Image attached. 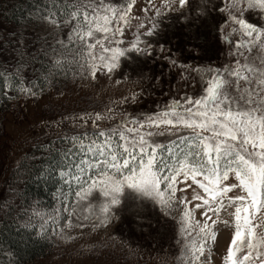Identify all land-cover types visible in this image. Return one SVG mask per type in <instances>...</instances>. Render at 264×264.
<instances>
[{"label": "snow or ice", "instance_id": "obj_1", "mask_svg": "<svg viewBox=\"0 0 264 264\" xmlns=\"http://www.w3.org/2000/svg\"><path fill=\"white\" fill-rule=\"evenodd\" d=\"M134 3L54 0L46 10L41 9L39 19L57 30L52 42H46L42 49L50 59L51 71L71 68L73 75L92 79L98 73L111 78L121 71L124 78L129 74L123 71L125 64L131 67L140 59L152 60L157 55L170 67L176 66L174 53L166 47L171 39L165 38L167 26L173 22L181 28L211 22L219 38L229 44V36L238 34L235 54L228 53L233 66L181 63L182 69H191L185 87L189 83L199 86L195 95L157 103L150 112H128L156 90L153 80L159 79L138 73L148 86L111 101L103 114L64 117L80 119L83 125L92 120L90 132L56 135L48 145H41L69 161L52 169L69 187V193L58 189L68 213L66 226H71L73 212L81 203L86 205L85 213L92 216L93 227L118 220L117 213L126 207L147 204L153 220L178 229L183 264H210L208 242L216 240L215 229L221 225L233 229L223 264H264V0H198L195 6L192 0H160L159 7L147 0L141 11L153 15L143 21L130 15ZM251 18L257 22H250ZM133 19L137 33L124 46L117 38L123 36L126 26H133ZM226 28L229 36L224 35ZM64 29L67 36L60 38ZM16 46V63L10 72L5 69L6 74H0L5 82L19 78L26 67L19 41ZM199 48L194 45L188 52L198 57ZM241 49L249 53L257 49L261 54L258 65ZM19 92L36 95L31 88L20 87ZM105 121L112 123L100 127L98 122ZM161 137L167 143H162ZM56 140L71 147L56 148ZM73 193L69 211L68 200ZM94 201L99 203L94 205ZM194 210L203 221L194 217ZM222 212L228 217L223 221L219 219ZM59 215L58 210L53 214L33 212L17 223L25 230L35 229L39 217L42 222L35 235L43 237L45 223L55 224ZM88 219L89 215L83 217ZM137 222L155 226L152 220H141L140 214ZM79 226L85 227L83 221Z\"/></svg>", "mask_w": 264, "mask_h": 264}, {"label": "trees", "instance_id": "obj_2", "mask_svg": "<svg viewBox=\"0 0 264 264\" xmlns=\"http://www.w3.org/2000/svg\"><path fill=\"white\" fill-rule=\"evenodd\" d=\"M53 2L54 0H0V74H6L4 73L5 69L10 72L16 63L17 41L20 42L19 51L24 54L27 62L19 78L9 79L7 82L0 78V135L3 134L4 114L9 111L17 112L19 111L17 108L21 104L36 101L45 96L52 95L56 99H61L59 101L61 110L73 111L81 106L83 109L92 107L91 102L83 103L84 98L91 97L90 92L84 86L82 87L88 76L86 78L75 76L71 68H66L65 72L51 71L50 59L45 58L42 54L46 42H52L57 30L51 25L50 28H46L47 23L39 19L40 10H46V6ZM58 2L62 3V0H58ZM105 2H109V0H105ZM111 2H120V0H111ZM246 18L248 17L246 16ZM250 22L256 23L257 21L255 18H251ZM173 24L176 27L175 34L169 33L171 39L169 48L172 53H179L181 62L182 60L191 63L203 61L201 57H193L188 52V49L194 45H199L202 56L206 45L209 42H214L211 37H208L207 40V36L203 39L200 36L198 40L195 39L198 30L200 32L202 29L199 22L183 28L178 22H173L167 26V30L171 27L174 28ZM216 33V40H225L220 39V34ZM66 36L67 29L60 31V38H66ZM227 42L225 40L226 44ZM180 46L184 47L180 48V52H178ZM158 58L160 57L157 55L152 60H158ZM218 61V58L213 57L212 62L217 63ZM181 62L178 63L181 64ZM163 63L166 62L162 60L161 64ZM20 87L31 88L36 95L21 94ZM169 94L171 95V92ZM93 102L100 103L95 99ZM80 104L81 106H79ZM55 139L56 134L38 137L25 147L27 150H23L16 165H12L2 174L0 172V264H13L17 261L18 264H46L43 262L51 259L58 247L52 237H37L35 235V232L39 230L37 219L34 222L35 229L25 230L17 223L18 220H23L25 215L36 213L35 208H53L57 205L58 189L65 185L58 172L52 173V169L57 168L60 164H67L69 161L64 160L54 150L41 147ZM1 147L0 141V149ZM67 147H71V145L56 140V148ZM41 171L44 175H40ZM49 173L52 174L49 175ZM145 219L152 220L155 225L149 227L150 232L144 235V241L146 245H149V249L147 246L146 248L140 247V245H144V241H140L139 245H121L117 249L113 246L110 247L109 244L112 242L105 241L106 244H98L94 248L96 253L90 264H149V259L157 260L154 264H168V259L164 262L163 258H169L170 248L175 247L177 242L176 227L172 224L157 223L151 216ZM162 229L166 235L161 233ZM169 231L172 234L171 240H169ZM150 237L151 243L148 241ZM138 240H141V237ZM105 248L112 249L108 251Z\"/></svg>", "mask_w": 264, "mask_h": 264}, {"label": "rangeland", "instance_id": "obj_3", "mask_svg": "<svg viewBox=\"0 0 264 264\" xmlns=\"http://www.w3.org/2000/svg\"><path fill=\"white\" fill-rule=\"evenodd\" d=\"M153 3L159 7L160 0H153ZM193 5L195 6L198 3V0H192ZM147 5V0H135L133 4L132 11L130 13L133 17H140L143 21L145 17L153 15L151 11L145 13L141 9ZM132 27H125L124 34L121 39L124 42V46H127L130 42L135 39L137 33V28L135 27L136 21L133 19L131 21ZM45 25V24H44ZM46 28H50V25H45ZM174 26V24H173ZM202 29L198 30V34L195 35V39L198 40L199 36L201 39L207 36L211 37L213 43H208L204 49V54L200 55L203 61L199 63H191L188 61H180L178 54L175 53L177 60L176 66H169V63H162L160 58L155 60H146L140 59L131 67L127 64L124 65L123 71L129 73L126 77H121V71H117L112 74L109 78L106 74H97L96 79H92L88 76V79L84 81V88L90 92V98H84V102H91L92 107L83 109L81 104L76 109L72 110H61L60 100L56 99L52 95L50 97H43L36 101H29L27 103L21 104L17 109L19 111L7 112L4 114L3 119V134L0 135V141L2 147L0 149V172L1 174L6 172L9 167L16 165L22 156L23 150L28 144L34 142L38 137L50 134H76L78 132L87 130H92V120L89 119L86 125H83V121L77 119L73 121L72 119L65 120L64 117L71 118L72 116L80 117L82 113H96L105 111L106 107L111 106V101H119L120 98L124 95H128L130 92H136L140 90L141 86H148V81L146 79H141V76L138 73L145 74L150 77H158L159 79H154L153 84L156 90L148 95L146 99H143L142 102H139L134 108H128V112H150L154 110L157 103L163 105L172 98H181L183 95H195L198 92V85L189 83L188 87H185V82L189 76V70L182 69L178 62L183 64L196 66L198 64H207L211 62L214 66L228 65L232 67V57L228 55L231 51L235 54V42L239 39L238 34L229 36L232 43L227 44L224 41L216 40L217 30L211 22H206L203 25H200ZM176 27L169 28L165 34V38H169V33L173 34ZM143 31V30H141ZM197 32L196 29L194 30ZM228 29L226 28L224 35L228 36ZM175 34V33H174ZM168 36V37H167ZM186 39V38H185ZM205 43V42H204ZM166 47L169 48V44H166ZM184 46L179 47L183 48ZM244 52L245 56L249 57V61L252 62L255 59L256 64L258 65L261 54L257 49H253L251 53L247 52L246 49H241ZM213 57L218 58V62H212ZM241 60L243 63V58L236 57ZM209 61V62H207ZM173 71V72H172ZM172 72V73H171ZM174 74V75H173ZM173 75V76H172ZM193 75H196L193 73ZM120 80V83H117V80ZM139 81V83H136ZM176 82V83H175ZM182 85V87H181ZM151 91V89H150ZM171 92V95L169 94ZM90 99V101H89ZM97 100L99 104L94 103L93 101ZM59 103V104H58ZM87 110V111H85ZM100 127L105 128L109 127L112 122H98ZM44 124H51V127H44ZM74 124H81L83 127H74ZM59 125V127H57ZM162 143H167V139L164 137L160 138ZM87 143V141H85ZM78 162V161H77ZM0 174V175H1ZM230 179H233L230 177ZM1 182V177H0ZM64 183V182H63ZM65 185V184H64ZM73 190L75 185H72ZM63 193H69V187L60 189ZM61 191L57 192L56 200L57 205L53 208H43L38 207L34 210L36 213H48L53 214L54 210H58L60 215L56 217V223L53 224L51 221L45 223L44 227L46 229V235L52 237L55 242L58 244V247L55 249V253L51 256V259H47L43 263L46 264H90L93 260L94 254L96 251L94 248L98 244L105 243V241L112 242L110 247L119 248L121 245H136L140 241H144V235L150 232V228L146 223L137 222V214H140L141 220H146L147 217H152L150 206L147 204L142 205L137 208L135 205L126 207L123 212L117 213L120 217L118 220H114L107 226H92V216L89 213H85L84 208L85 204L81 203L80 206H77L73 212L71 218V226H66L68 222V213L64 211L62 205L63 197L61 196ZM98 195V193H97ZM75 199L74 193L70 195L68 200V209L72 211V200ZM94 205H97L99 201H94ZM95 208L93 209V211ZM178 211V210H177ZM85 215H89L88 220H83ZM176 215V212L173 213ZM194 217L203 221V217L199 215L198 210H194ZM215 219V217H213ZM228 217L223 212L220 215V220H226ZM47 217H45V220ZM38 228L42 222L39 217H37ZM83 221L85 227L81 228L79 223ZM177 230V242L174 248L169 250V258H163V261L166 262L168 259V264H183L181 260V253L184 251L183 243L178 242L180 240V235ZM216 231V240L208 242V248L211 249V258L210 264H223V256L226 254L227 246L231 239V234L233 229L225 228L221 225L219 228L215 229ZM259 231V230H258ZM163 235H166V232H161ZM150 234V233H149ZM141 237V240L137 239ZM172 234L169 231V240H171ZM151 243L150 240H148ZM107 242V243H108ZM131 242V243H130ZM115 243V244H113ZM106 244V243H105ZM141 244V243H139ZM138 244V245H139ZM146 248L149 245L145 243ZM109 251L112 248H105ZM149 249V248H148ZM208 249H206L207 253ZM145 255V254H144ZM157 260L149 259V264H154ZM42 264V263H41Z\"/></svg>", "mask_w": 264, "mask_h": 264}]
</instances>
